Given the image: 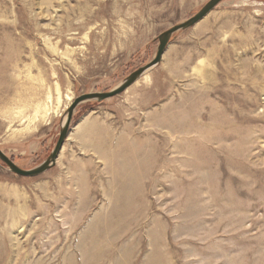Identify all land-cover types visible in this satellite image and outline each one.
<instances>
[{"label":"rangeland","instance_id":"1","mask_svg":"<svg viewBox=\"0 0 264 264\" xmlns=\"http://www.w3.org/2000/svg\"><path fill=\"white\" fill-rule=\"evenodd\" d=\"M207 0H0V148L48 157ZM72 110L52 165L0 159V264H264V0H220ZM140 77V76H139Z\"/></svg>","mask_w":264,"mask_h":264},{"label":"water","instance_id":"2","mask_svg":"<svg viewBox=\"0 0 264 264\" xmlns=\"http://www.w3.org/2000/svg\"><path fill=\"white\" fill-rule=\"evenodd\" d=\"M220 0H207L201 8L195 12L193 15L189 16L185 20L178 22L176 24H173L169 28L163 30L158 34V44H157V49L155 52V55L151 60L146 62L144 65L138 67L137 69L133 70L130 72L121 83L118 85L114 86L113 88L109 90H103V91H87L83 92L72 100V102L69 104L68 109H67V116L63 124L61 125L60 132L58 139L51 150L50 154L48 155L47 158H45L42 162L39 164L30 167V168H23L19 165H17L10 156H8L1 148H0V159L7 164L9 169L17 174L20 175H27V176H32V175H37L40 172L44 171L47 169L50 165H52L58 155V152L63 144V141L67 135L68 132V127H69V122L71 119L72 115V110L76 106V104L82 100L85 99H97V100H102L107 97L113 96L121 91H123L127 86H129L132 82H134L140 74L150 67L151 65L157 63L160 61L162 58V54L170 40V36L172 33L178 29L181 28H186L188 26L193 25L195 22L200 20L204 15H206Z\"/></svg>","mask_w":264,"mask_h":264},{"label":"bare ground","instance_id":"3","mask_svg":"<svg viewBox=\"0 0 264 264\" xmlns=\"http://www.w3.org/2000/svg\"><path fill=\"white\" fill-rule=\"evenodd\" d=\"M138 79H142V80H148L149 79V75L147 73V69H145L141 74H140V77H138ZM137 79V80H138ZM136 80V81H137Z\"/></svg>","mask_w":264,"mask_h":264}]
</instances>
